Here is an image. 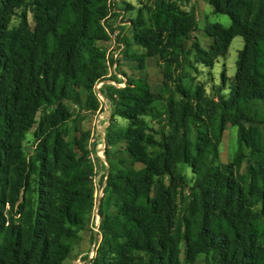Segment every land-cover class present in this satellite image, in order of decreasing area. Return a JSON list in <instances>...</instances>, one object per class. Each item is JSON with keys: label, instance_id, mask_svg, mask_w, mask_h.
<instances>
[{"label": "trees", "instance_id": "1", "mask_svg": "<svg viewBox=\"0 0 264 264\" xmlns=\"http://www.w3.org/2000/svg\"><path fill=\"white\" fill-rule=\"evenodd\" d=\"M26 1L32 29L25 14L20 27H9L23 1L0 0V264H61L68 254L66 224L84 223L91 195L83 194V174L70 177V168L58 165L63 141L56 124L39 136L34 160H24L19 143L40 97L78 103L75 87L89 90L102 77L101 55L91 43L104 36L107 0ZM205 1L229 19L228 26L207 27V50L189 38L192 29L164 0L147 9L149 28L140 15L132 23L135 44L152 53L169 51L177 61L192 53L210 66L233 38L240 37L242 46L226 96L214 101L196 86H175L178 98L165 102L169 131L157 140L138 119L154 96L130 84L120 90L116 113L129 126L116 140L126 147L108 164L113 211L101 214L103 240L90 264H179L182 241L187 260L204 253L213 264H264V0ZM215 123L236 127L231 162L212 161L216 145L209 129ZM243 161L246 173L240 172ZM32 175V221L26 229L6 225L3 208L29 190Z\"/></svg>", "mask_w": 264, "mask_h": 264}, {"label": "rangeland", "instance_id": "2", "mask_svg": "<svg viewBox=\"0 0 264 264\" xmlns=\"http://www.w3.org/2000/svg\"><path fill=\"white\" fill-rule=\"evenodd\" d=\"M21 1L10 17L9 27H20L21 15L25 14L27 25L32 29L33 11L26 0ZM153 1L107 0L106 17L101 20L104 36L91 43L101 55L98 66H101L102 77L93 82L89 90L75 87L78 103L40 97L32 124L20 140L21 156L25 161L34 160L39 136L48 125L56 124L58 135L63 141L58 165L64 164L70 168V177L83 174V194L91 195V205L84 216V223L78 227L66 224L69 231L63 244L68 248V254L61 264H84L91 253H94L92 262L96 259L103 240L101 214L113 211L112 195L106 179L108 164L115 152L125 149L126 143L117 141L116 135L119 129L129 126L128 121L116 113L120 90L130 84V88L140 86L154 96L147 111L138 119L144 122L146 134L157 140L160 132L169 131L163 122L165 102L170 97L178 98L174 91L177 84L186 89L196 86L214 101L218 99V94L226 96L232 84L237 52L242 46L240 37L233 38L226 53L216 58L210 66L197 61L192 53L185 54L177 61L172 59L169 51L152 53V50L133 42L132 23L140 15L146 28L150 27L147 9L153 6ZM164 1L182 14V25L192 29L189 38L195 39L202 50H207L212 44V38L207 33L208 26L217 24L225 27L229 24L228 17L214 13L205 0ZM184 42L189 46L191 40L185 39ZM259 129L264 137V125L259 126ZM209 136L216 145L213 163L231 162L236 151V127L215 123L210 126ZM246 169L243 161L240 172L246 173ZM57 178L62 181L65 179L60 173ZM31 184L28 191L19 193L13 207L6 204L3 208L6 225L26 229L32 221V209L36 206L32 192L36 187L35 175L31 176ZM186 255V243L182 241L179 246V264H213L210 254H197L193 260H187Z\"/></svg>", "mask_w": 264, "mask_h": 264}, {"label": "built area", "instance_id": "3", "mask_svg": "<svg viewBox=\"0 0 264 264\" xmlns=\"http://www.w3.org/2000/svg\"><path fill=\"white\" fill-rule=\"evenodd\" d=\"M94 258V253H91L88 257V260L84 263V264H87L88 261H92V259Z\"/></svg>", "mask_w": 264, "mask_h": 264}, {"label": "bare ground", "instance_id": "4", "mask_svg": "<svg viewBox=\"0 0 264 264\" xmlns=\"http://www.w3.org/2000/svg\"><path fill=\"white\" fill-rule=\"evenodd\" d=\"M96 206V205H95ZM95 210V209H94ZM89 264H90V261H89Z\"/></svg>", "mask_w": 264, "mask_h": 264}]
</instances>
